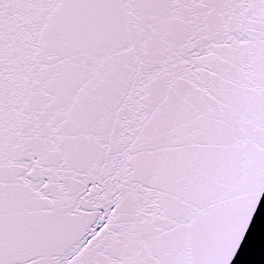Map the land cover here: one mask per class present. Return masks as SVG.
<instances>
[{
	"label": "snow or ice",
	"instance_id": "1",
	"mask_svg": "<svg viewBox=\"0 0 264 264\" xmlns=\"http://www.w3.org/2000/svg\"><path fill=\"white\" fill-rule=\"evenodd\" d=\"M264 0H0V264L264 261Z\"/></svg>",
	"mask_w": 264,
	"mask_h": 264
},
{
	"label": "water",
	"instance_id": "2",
	"mask_svg": "<svg viewBox=\"0 0 264 264\" xmlns=\"http://www.w3.org/2000/svg\"><path fill=\"white\" fill-rule=\"evenodd\" d=\"M262 206H264V201H262ZM254 259L257 261H260L261 264H264V261L261 260V253H260L259 247L257 248V253Z\"/></svg>",
	"mask_w": 264,
	"mask_h": 264
}]
</instances>
